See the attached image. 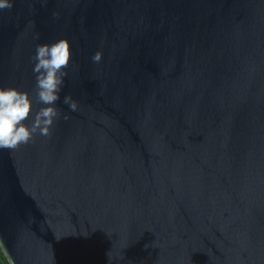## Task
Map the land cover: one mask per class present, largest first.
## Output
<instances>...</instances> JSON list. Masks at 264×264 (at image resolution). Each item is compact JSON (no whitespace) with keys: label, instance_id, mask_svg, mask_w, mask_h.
I'll return each instance as SVG.
<instances>
[{"label":"water","instance_id":"water-1","mask_svg":"<svg viewBox=\"0 0 264 264\" xmlns=\"http://www.w3.org/2000/svg\"><path fill=\"white\" fill-rule=\"evenodd\" d=\"M10 2L0 86L72 58L51 135L0 149L9 264H264V0Z\"/></svg>","mask_w":264,"mask_h":264},{"label":"clouds","instance_id":"clouds-1","mask_svg":"<svg viewBox=\"0 0 264 264\" xmlns=\"http://www.w3.org/2000/svg\"><path fill=\"white\" fill-rule=\"evenodd\" d=\"M10 0H0V10L11 9ZM102 52L97 51L92 60L99 63ZM71 45L67 39L51 44H38L33 57V73L36 85L33 93L13 86H0V149L17 150L28 144L35 135L50 136L60 113L55 104L60 100L66 71L71 63ZM63 103L71 111L77 109V102L66 95ZM36 105H41L34 110ZM31 120L28 124L26 121Z\"/></svg>","mask_w":264,"mask_h":264},{"label":"trees","instance_id":"trees-1","mask_svg":"<svg viewBox=\"0 0 264 264\" xmlns=\"http://www.w3.org/2000/svg\"><path fill=\"white\" fill-rule=\"evenodd\" d=\"M0 264H9L1 248H0Z\"/></svg>","mask_w":264,"mask_h":264}]
</instances>
